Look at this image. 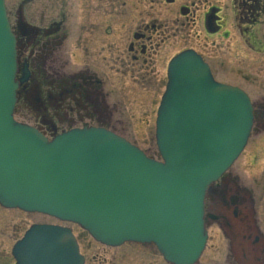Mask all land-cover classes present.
<instances>
[{
    "label": "water",
    "instance_id": "obj_1",
    "mask_svg": "<svg viewBox=\"0 0 264 264\" xmlns=\"http://www.w3.org/2000/svg\"><path fill=\"white\" fill-rule=\"evenodd\" d=\"M15 44L0 0V204L77 223L107 245L154 243L169 263L195 264L207 240L206 196L217 210L237 202L214 183L250 136L248 96L216 82L202 58L188 51L170 63L158 111L162 161L104 129L72 130L48 141L13 118ZM26 79L27 72L20 82ZM14 255L18 264H84L71 229L58 225H33Z\"/></svg>",
    "mask_w": 264,
    "mask_h": 264
},
{
    "label": "flooded vegetation",
    "instance_id": "obj_2",
    "mask_svg": "<svg viewBox=\"0 0 264 264\" xmlns=\"http://www.w3.org/2000/svg\"><path fill=\"white\" fill-rule=\"evenodd\" d=\"M73 5L78 10L74 23L67 24L66 15L61 13L59 17L38 16L39 22H45L43 25L28 20V29H23L17 20L13 24L19 60L27 63L30 72L26 92L21 94L19 104L35 110L33 112L38 117L36 126L45 133L49 131L47 124L52 123L72 128L77 126V122H87L83 126L111 129L113 122L118 123L113 118L114 111L118 110V102H108L106 95L130 89L142 94L151 92L149 89L152 88L160 91L162 83H166L169 61L186 50L200 54L209 64L214 77L223 81L218 75L225 72L227 54L234 52L235 45L233 42L226 44V39L230 38L228 25L236 23L239 29L242 25L256 27L258 23L261 25L264 18V0H75ZM17 11L21 12V6ZM247 30L245 27L241 31ZM253 38L252 41L247 40L250 42L249 48L254 51L253 55L256 54H251L253 62H256L258 58L255 57L264 50V43L256 40V36ZM71 40L70 48L67 42ZM59 60L61 64L58 66ZM70 60L76 61L74 71L65 68ZM165 61L163 80L160 68ZM110 63L120 65L116 73L120 81H104L94 72L96 64ZM37 87L39 103L35 104L33 94ZM157 101L155 98L153 103ZM253 102L256 122L261 131V127H264L263 101L254 99ZM208 208L207 205V211ZM248 208L252 220L249 225L244 216H247V212L244 213L241 207L238 208V218H234L235 230L241 239L251 235L253 229L259 232L253 218V206ZM227 212L224 209L225 216ZM207 222L208 225L213 223L210 220ZM23 234L24 231L12 244ZM78 241L86 257L85 264H89L82 241L80 238ZM131 245L140 247L139 251L134 247L132 250L141 257H133L129 252L121 254L120 263L123 255L133 260L126 259L127 262L122 264L162 263L163 258L158 251L150 253L141 250V247L149 244ZM241 253L245 254L244 251ZM255 253L264 260L262 236ZM10 255L16 264L11 252ZM148 256H156L158 261ZM262 257L255 260L256 264ZM0 259L8 261L2 255Z\"/></svg>",
    "mask_w": 264,
    "mask_h": 264
},
{
    "label": "rangeland",
    "instance_id": "obj_3",
    "mask_svg": "<svg viewBox=\"0 0 264 264\" xmlns=\"http://www.w3.org/2000/svg\"><path fill=\"white\" fill-rule=\"evenodd\" d=\"M75 0H6L8 12L10 13L11 22L16 20V11L20 6L24 8L26 21L30 20L39 25H43L38 21V16L46 17H59L63 13L67 17V24L74 23V15L78 13L73 4ZM62 14V15H63ZM232 17V16H231ZM229 24H232L231 22ZM247 32H242L244 28ZM230 38L226 39V44L234 43V52L227 54L225 61V72L218 75L221 80L226 83L239 86L245 90L252 98L261 99L264 106V50L258 53L256 62H253V50L249 48L250 42L256 36V40L264 43V18L261 20V25L258 23L256 27L249 25H242V28L236 26L227 27ZM249 41H248V40ZM248 41V42H247ZM72 40L67 42V45L72 47ZM249 51L247 53L245 50ZM264 49V47H262ZM253 56H256L254 54ZM59 58H57L58 60ZM165 61L160 68V75L164 80ZM76 61L70 60L66 64V70L74 71ZM61 64L59 63L56 65ZM77 65V64H76ZM59 66V65H58ZM120 68L119 64H96L94 72H97L100 79L104 81H120L117 70ZM162 80V81H163ZM105 84V83H104ZM162 89L156 91L149 89L151 92L141 93L133 90H123V92H115L111 95H106L108 102L117 101L118 110L113 113V118L118 121L114 123L111 129L124 136L134 144L139 146L142 150L146 151L154 158H159L156 141H155V124L154 118L156 117V109L159 105V99L165 89V84L162 83ZM148 88V87H147ZM161 88V87H160ZM143 90V89H142ZM126 93V94H124ZM157 98V103L153 100ZM67 114H69L66 111ZM76 114V113H74ZM69 115H72L70 112ZM15 119L30 125H36L38 117L31 109L23 106L18 108ZM83 123L77 122L78 127H82ZM58 130H66V125L57 124ZM42 128V127H41ZM255 129H258L255 131ZM240 189H246L251 193L253 201L254 221L259 229L260 234L264 239V127L254 128L248 144L238 158V160L231 166L228 173ZM47 223L56 224L74 228V231L80 234V239L85 249L89 264H122L127 260V255H123V260L120 263L119 255L131 254L133 257H141L137 251L139 246L126 244L119 248L103 246L96 243L86 232L76 228L71 223L60 222L59 220L38 213H24L19 210H5L0 207V255L5 256L0 259V264H14L10 255L11 245L15 238L28 229L32 224ZM209 242L198 264H244L239 254L234 249L231 250L230 241L223 234L217 225L208 227ZM263 243V242H262ZM132 247L137 248V251L132 250ZM83 249V250H84ZM141 250H148L150 253L157 252L154 246H144ZM121 252V253H120ZM129 252V253H128ZM135 252V253H134ZM133 253V254H132ZM144 257V256H143ZM262 257V256H261ZM158 261L156 256L150 257ZM127 259V260H126ZM146 259V257H145ZM152 259V260H153ZM150 260V262H152ZM241 260V261H240ZM125 264V263H124ZM161 264H165L163 261ZM258 264H264L262 260Z\"/></svg>",
    "mask_w": 264,
    "mask_h": 264
}]
</instances>
